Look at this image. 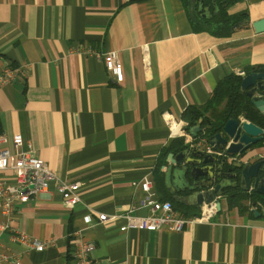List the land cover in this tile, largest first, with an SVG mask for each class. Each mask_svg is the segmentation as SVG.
Instances as JSON below:
<instances>
[{
  "label": "crops",
  "instance_id": "crops-1",
  "mask_svg": "<svg viewBox=\"0 0 264 264\" xmlns=\"http://www.w3.org/2000/svg\"><path fill=\"white\" fill-rule=\"evenodd\" d=\"M244 11L250 22L264 18V0L228 8ZM111 51L123 65L122 82L98 56ZM10 65L23 74L0 88V135L20 134L56 179L81 186L74 207L55 179L17 205L12 226L51 242L38 252L2 233L19 264H72V243L81 240L95 244L98 264H264V216L226 200L210 222L181 232L123 231L122 217L99 220L149 213L138 208V183L153 181L162 150L175 139L164 114L182 120L187 107L208 102L222 78L264 65V32L251 24L228 37L196 32L184 0H0V69ZM263 157L264 146L256 145L246 159ZM176 167L167 158L162 166L171 192L181 186Z\"/></svg>",
  "mask_w": 264,
  "mask_h": 264
},
{
  "label": "built area",
  "instance_id": "built-area-1",
  "mask_svg": "<svg viewBox=\"0 0 264 264\" xmlns=\"http://www.w3.org/2000/svg\"><path fill=\"white\" fill-rule=\"evenodd\" d=\"M102 58L107 70L111 72L118 82L124 79L123 65L116 51L98 54ZM22 71L15 66H8L0 69V88L4 85L17 81ZM244 75V72H239ZM166 125L168 126L170 137H185L189 149L202 150L216 156H223L222 152H217L206 139L195 141L192 134L186 130V123L176 119L171 114H164ZM9 144V147L0 148V208L5 220L0 223V264L12 261L20 263V254L13 252L11 248L5 247L1 242L2 233L8 231L13 243L25 246L29 250L38 252L44 251L51 245V242L35 238L27 232L18 230L12 226V221L16 216L17 205L26 203L48 188V182L56 180L57 190L62 195L64 203L69 207H74L81 202V186L79 182L61 181L56 179L53 172L37 155L33 146L26 143L20 134H15L11 138L7 135H0V145ZM144 192V197L140 202L139 209L148 208L146 215H133L132 213L117 214L109 216L99 214L100 221L124 218L126 225L121 229H142L146 231H158L167 229L181 232L187 226L199 223L210 222L219 212L217 202H222L223 197L217 195L215 200L210 203L204 202L199 209V213L194 216H184L177 211L169 201L159 199L155 190V185L151 178L145 177L138 183ZM260 206V205H258ZM257 207H253L257 209ZM72 263L73 264H98L91 258L95 250V244L81 240L72 243Z\"/></svg>",
  "mask_w": 264,
  "mask_h": 264
},
{
  "label": "trees",
  "instance_id": "trees-1",
  "mask_svg": "<svg viewBox=\"0 0 264 264\" xmlns=\"http://www.w3.org/2000/svg\"><path fill=\"white\" fill-rule=\"evenodd\" d=\"M184 1L189 19L196 32H208L217 37H228L233 33L232 28L237 23L248 19V13L246 11L238 14H230L228 12V8L231 5L241 0ZM252 72H264V65L250 66L245 69L246 74ZM242 79L243 76L237 73L228 74L219 81L205 105H191L187 107L182 114V120L187 124L186 130L190 132L196 125H201L204 129V131L198 133L195 141L200 139L208 140L210 135L221 131L228 119L236 116H242L264 130V115L255 109L250 98L241 91ZM257 145L264 146V134L263 140ZM189 148L184 138H175L167 148L162 150L159 161L153 170V181L159 199L171 202L177 211L188 217L198 214L199 206H191L183 203L182 197H187L190 193L184 190L182 186H178L175 192L170 191L168 188V175L162 171V166L168 154L171 152H182ZM175 171L176 168L171 172L173 177H175ZM189 179V176L180 177V180L184 183L188 182ZM222 195L226 198L229 208H238L242 213L251 212L249 209L250 206L254 203H260L263 207L261 213L264 215V196L244 192L239 188L226 189ZM71 260L72 256H68V262H71Z\"/></svg>",
  "mask_w": 264,
  "mask_h": 264
},
{
  "label": "water",
  "instance_id": "water-1",
  "mask_svg": "<svg viewBox=\"0 0 264 264\" xmlns=\"http://www.w3.org/2000/svg\"><path fill=\"white\" fill-rule=\"evenodd\" d=\"M249 24L256 33L264 32V18L254 22L242 20L232 29ZM241 91L250 98L255 109L264 115V72L245 74L241 82ZM202 131L204 129L201 125H196L190 133L196 138ZM263 134L264 130L260 126L236 116L228 119L221 131L208 138V143L215 151L222 152L223 156L195 149L168 154L167 162L177 165L175 176L181 182L182 188L190 193L183 203L201 206L204 202H213L217 195H222L224 190L229 188H239L244 192L264 196V158L255 162L246 159L250 150L263 140ZM182 176H189V181L182 182L180 180ZM217 207L220 212L222 208L220 201L217 202ZM252 213L256 218L264 216L258 211Z\"/></svg>",
  "mask_w": 264,
  "mask_h": 264
},
{
  "label": "flooded vegetation",
  "instance_id": "flooded-vegetation-1",
  "mask_svg": "<svg viewBox=\"0 0 264 264\" xmlns=\"http://www.w3.org/2000/svg\"><path fill=\"white\" fill-rule=\"evenodd\" d=\"M241 72H244V71H241ZM239 75H241V74H239ZM244 75H245V72H244ZM244 75H241V76H244ZM241 118H243V119H245L244 117H242V116H240ZM249 193H252V192H249ZM222 197H223V200H222V202L223 201H225L226 200V198L223 196V195H221ZM221 202V203H222ZM258 205H260V206H258ZM258 206V208L257 209H254L253 207H257ZM250 211H251V213L253 212V211H258V212H262L261 210L263 209V207H262V205L260 204V203H258V204H252L251 206H250ZM221 210H222V208H221ZM253 214V213H252Z\"/></svg>",
  "mask_w": 264,
  "mask_h": 264
}]
</instances>
